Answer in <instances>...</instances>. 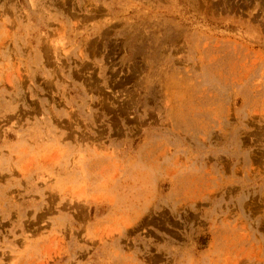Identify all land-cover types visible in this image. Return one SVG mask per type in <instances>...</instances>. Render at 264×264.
I'll list each match as a JSON object with an SVG mask.
<instances>
[{
  "label": "rangeland",
  "instance_id": "374dc122",
  "mask_svg": "<svg viewBox=\"0 0 264 264\" xmlns=\"http://www.w3.org/2000/svg\"><path fill=\"white\" fill-rule=\"evenodd\" d=\"M0 264H264V0H0Z\"/></svg>",
  "mask_w": 264,
  "mask_h": 264
}]
</instances>
